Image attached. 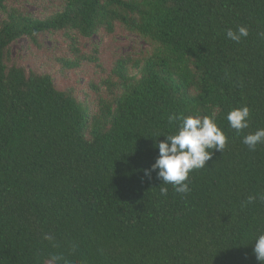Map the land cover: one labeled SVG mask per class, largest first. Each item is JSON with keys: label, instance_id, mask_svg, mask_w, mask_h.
I'll return each mask as SVG.
<instances>
[{"label": "trees", "instance_id": "1", "mask_svg": "<svg viewBox=\"0 0 264 264\" xmlns=\"http://www.w3.org/2000/svg\"><path fill=\"white\" fill-rule=\"evenodd\" d=\"M17 1L0 0V264H261L264 143L243 137L264 128V0H63L45 15ZM118 25L154 50L114 63L96 114L75 88L11 61L22 37L41 47L44 32ZM239 26L237 43L226 32ZM242 106L238 133L227 115ZM173 114L214 116L227 137L185 194L151 170Z\"/></svg>", "mask_w": 264, "mask_h": 264}, {"label": "rangeland", "instance_id": "2", "mask_svg": "<svg viewBox=\"0 0 264 264\" xmlns=\"http://www.w3.org/2000/svg\"><path fill=\"white\" fill-rule=\"evenodd\" d=\"M62 1L19 0L11 5L19 6L30 15H45L46 11L60 10ZM39 41L41 47L26 36L14 41L10 47L12 63L25 66L28 72L50 74L59 89L75 88L91 114L99 111L101 99L111 97L101 82L108 78L114 63L123 57L136 61L150 56L154 50L149 40L128 31L123 25H118L113 34L102 29L91 37L74 30L44 32ZM61 60L78 61L79 66L67 68Z\"/></svg>", "mask_w": 264, "mask_h": 264}, {"label": "clouds", "instance_id": "3", "mask_svg": "<svg viewBox=\"0 0 264 264\" xmlns=\"http://www.w3.org/2000/svg\"><path fill=\"white\" fill-rule=\"evenodd\" d=\"M227 38L239 43L248 36V29L239 26L236 30L228 29ZM250 109L248 106L233 108L227 115V120L232 129L238 133L249 127ZM169 122L180 120L178 130L174 134L164 135L155 146L159 149V156L151 166L157 170V175L162 183L171 184L174 191L179 194L188 193L189 173L196 169L204 168L213 155L212 150L222 151L227 144V137L217 125L214 116H177L168 117ZM159 134L157 137H159ZM243 143L250 150H255L258 144L264 143V128L257 129L254 133L246 134ZM146 174H149L146 170ZM161 195L166 196L167 187L160 188ZM255 200L254 196L248 197V203ZM254 254L261 264H264V234L259 235L254 243Z\"/></svg>", "mask_w": 264, "mask_h": 264}]
</instances>
